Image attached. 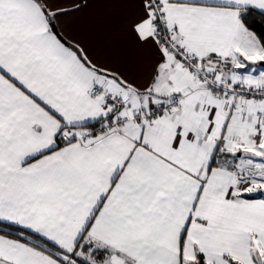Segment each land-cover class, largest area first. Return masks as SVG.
Here are the masks:
<instances>
[{
	"label": "snow or ice",
	"instance_id": "obj_1",
	"mask_svg": "<svg viewBox=\"0 0 264 264\" xmlns=\"http://www.w3.org/2000/svg\"><path fill=\"white\" fill-rule=\"evenodd\" d=\"M0 264H264V0H0Z\"/></svg>",
	"mask_w": 264,
	"mask_h": 264
}]
</instances>
